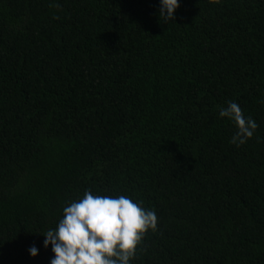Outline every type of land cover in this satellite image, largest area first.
I'll return each instance as SVG.
<instances>
[{
    "label": "trees",
    "instance_id": "obj_1",
    "mask_svg": "<svg viewBox=\"0 0 264 264\" xmlns=\"http://www.w3.org/2000/svg\"><path fill=\"white\" fill-rule=\"evenodd\" d=\"M178 2L0 0V264L86 190L156 212L131 264H264V0Z\"/></svg>",
    "mask_w": 264,
    "mask_h": 264
},
{
    "label": "clouds",
    "instance_id": "obj_2",
    "mask_svg": "<svg viewBox=\"0 0 264 264\" xmlns=\"http://www.w3.org/2000/svg\"><path fill=\"white\" fill-rule=\"evenodd\" d=\"M159 18L174 21L178 0H159ZM236 127L230 143L245 144L258 128L256 121L245 116L238 103L229 101L219 110ZM157 215L124 195H93L86 190L83 197L63 208V216L55 229L43 235V246L51 245L54 253L50 264H131L144 234L155 231ZM31 257L38 255L32 245Z\"/></svg>",
    "mask_w": 264,
    "mask_h": 264
}]
</instances>
